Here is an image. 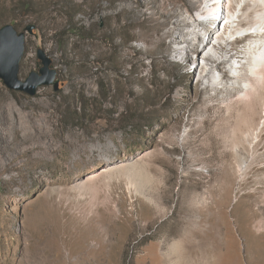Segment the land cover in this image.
I'll list each match as a JSON object with an SVG mask.
<instances>
[{
    "label": "rangeland",
    "instance_id": "1",
    "mask_svg": "<svg viewBox=\"0 0 264 264\" xmlns=\"http://www.w3.org/2000/svg\"><path fill=\"white\" fill-rule=\"evenodd\" d=\"M197 15L190 0H0V28L35 25L20 77L39 71L43 48L59 81L30 95L0 78V264H168L166 236L189 230L194 196L230 174L226 207L209 211L220 251L199 264H264V95L243 99L225 60L206 66L217 23ZM194 19L203 34L183 44ZM226 40L221 54L242 59L249 40ZM246 103L263 131L243 183L211 158L210 132L230 133ZM139 184L170 190L158 203Z\"/></svg>",
    "mask_w": 264,
    "mask_h": 264
},
{
    "label": "bare ground",
    "instance_id": "2",
    "mask_svg": "<svg viewBox=\"0 0 264 264\" xmlns=\"http://www.w3.org/2000/svg\"><path fill=\"white\" fill-rule=\"evenodd\" d=\"M190 2L198 10L197 20L204 21L213 18V21L217 23L214 30L205 32L208 39L200 51L202 61L206 63L207 67L210 66V61L216 63L220 59L229 63L236 82L238 83L239 79L243 80V85L240 86L242 90L241 97L243 99L251 97L253 104L256 105L264 95V0H190ZM196 19H194V29L187 33L179 32L181 43L194 45L200 35L203 34L202 29H198L200 22H196ZM187 20L188 17L183 18V21L186 22ZM226 37L234 38L235 41L240 38L249 40L243 48L245 56L242 59L228 58L227 53L221 54L220 49L223 48L224 43L230 44L227 42ZM213 62L212 66L215 65ZM247 68L251 73L250 75H248L249 72L248 74L243 72ZM216 78L222 79V74L216 75ZM247 105L246 103L241 119L234 124L230 133L225 124L213 126L210 132L217 149L215 151L216 155L213 154L211 158L226 161L228 164L234 163L236 167L234 171L242 176L243 183L247 182V170L254 163H258L261 157L258 154V146L262 142L261 132L263 131L262 128L255 126L258 111L248 108ZM261 124H264V121ZM248 148H250V151L249 154H246ZM245 173L246 177H243ZM143 177H145V183L150 182L149 174ZM213 178L214 176L209 181L211 182ZM222 178V181H219L218 184L211 183L208 191L194 196L192 208H190V211L188 210L191 213L187 219L189 230L180 233H169L166 236L163 245L167 248L166 258L168 264H199L202 259L207 260V255L209 257L207 253L211 249L214 251V255L220 251L218 245L221 244L218 241L219 228L222 224L214 222L213 214L210 216L209 211L213 209L222 211L226 207L225 204L222 205L219 201L222 200L223 191L226 198L229 196L231 186L228 183L232 181L233 177L230 174L229 176L223 175ZM199 184L197 182L194 185L198 186ZM133 189H135L138 196L142 194L150 199L155 197L158 203L164 201L170 190L147 192L144 190V184L135 185ZM208 198H211L212 201L209 202ZM91 204L93 205V202ZM85 205L83 206L85 207ZM157 206L159 205L157 204ZM206 223H210V226L204 229L203 226L206 227ZM214 229V236L211 237ZM211 241L216 242V248H214L215 246L209 247Z\"/></svg>",
    "mask_w": 264,
    "mask_h": 264
},
{
    "label": "water",
    "instance_id": "3",
    "mask_svg": "<svg viewBox=\"0 0 264 264\" xmlns=\"http://www.w3.org/2000/svg\"><path fill=\"white\" fill-rule=\"evenodd\" d=\"M35 25L31 24L26 30L19 31L12 23H7L0 28V78L11 90L23 91L35 95L40 86L54 84L59 88L56 79L57 70L52 67V58L43 48L38 49L41 60L39 71L33 70L26 79L19 75L21 60L26 51L27 31L32 33Z\"/></svg>",
    "mask_w": 264,
    "mask_h": 264
},
{
    "label": "trees",
    "instance_id": "4",
    "mask_svg": "<svg viewBox=\"0 0 264 264\" xmlns=\"http://www.w3.org/2000/svg\"><path fill=\"white\" fill-rule=\"evenodd\" d=\"M164 81H166V79H164Z\"/></svg>",
    "mask_w": 264,
    "mask_h": 264
}]
</instances>
